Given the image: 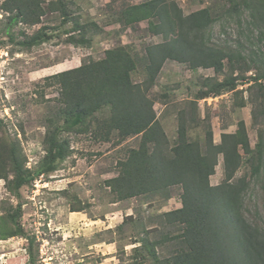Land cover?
Segmentation results:
<instances>
[{
  "label": "rangeland",
  "instance_id": "1",
  "mask_svg": "<svg viewBox=\"0 0 264 264\" xmlns=\"http://www.w3.org/2000/svg\"><path fill=\"white\" fill-rule=\"evenodd\" d=\"M3 0H0V3ZM145 0H68L71 13L84 20H96L104 32L94 37L90 47L66 42L71 23H64L58 10H47L42 23L19 24L16 40L45 29L50 39L25 48L16 41L0 43V137L12 138L21 144L26 167L35 168L45 155V135L52 118L60 108V86L48 80L63 70L77 67L91 58L104 57L105 51L119 42L130 46L139 60L133 79H145L143 60L150 43L161 42V35L148 31V21L126 27L117 21L120 10ZM186 14L209 7L217 21L210 29L212 45L233 51L221 73L213 68H191L187 63L167 60L150 91L156 101L155 110L168 134L171 145L178 136L179 111L184 109L190 124L192 140L205 142L208 123L214 140L221 142L223 132H234L244 119L252 147L261 141L264 129L263 98L254 76L264 59L262 28L253 22L247 9L238 14L228 12V0H176ZM7 12L0 10V32L7 21ZM240 52V54H237ZM234 63V64H233ZM250 68V69H247ZM238 76L237 89L221 95L198 99L208 78L224 80ZM247 79H244L246 78ZM249 78V79H248ZM246 102L243 106L239 104ZM209 119V120H208ZM72 152L53 173L41 175L13 195L0 179V221L12 207L21 205L24 234L0 240V264H148L144 256L136 258L140 239L157 240L161 257L175 251L177 226L165 224L161 214L181 207V185L164 193L146 194L119 200L106 180L119 173L118 161L129 148L137 147L140 136L119 141L96 139L91 132L69 133ZM236 177L246 176L250 187L245 193L244 215L264 230V164L255 171L248 156ZM224 160L219 155L212 184L223 181ZM167 194V193H166ZM73 207L81 211H73ZM11 226V225H9ZM30 248L34 261L30 258ZM137 250V251H136ZM145 253V252H144Z\"/></svg>",
  "mask_w": 264,
  "mask_h": 264
},
{
  "label": "trees",
  "instance_id": "2",
  "mask_svg": "<svg viewBox=\"0 0 264 264\" xmlns=\"http://www.w3.org/2000/svg\"><path fill=\"white\" fill-rule=\"evenodd\" d=\"M228 1L231 4L228 12L238 14L243 9L250 12L253 22L262 28V39L264 0ZM0 10L8 13L0 43L16 41L31 48L50 39L41 28L31 35L23 32L22 40H16L14 32L19 24L42 23L47 10L60 11L63 22L71 23L66 42L74 46L90 47L94 37L104 32L96 20L73 15L68 0H3ZM144 20L148 21L149 32L163 37L161 42L146 47L145 79L134 81L139 60L130 46L122 42L107 49L100 59L91 58L48 76V80L60 86V108L48 125L46 153L35 168H28L21 144L0 137V179L5 180L7 190L19 196L22 187L43 174L53 173L70 156L69 133L91 132L94 138L104 141L140 136L138 146L129 148L118 161L119 173L106 180L107 186L117 199L125 200L148 193H164L168 198L170 187L181 185L182 205L161 214L165 224L179 227L174 236L175 251L161 257L158 241L142 237L136 249L145 253H136V258L144 256L148 264H264V230L251 223L243 211L250 182L246 176L236 177L244 162L243 153L255 171L260 172L263 167L264 129L261 141L254 148L244 119L237 122L234 132H223L220 143L215 142L209 122L205 142L201 143L190 138L187 111L182 109L178 136L171 145L157 116L156 101L149 94L167 60L187 63L193 69L213 68L217 73L224 70L226 59L232 64L234 52L210 42L209 32L217 17L209 7L186 14L176 0L130 3L117 16V21L126 27ZM238 79L234 74L222 81L208 78L207 87L191 102L193 108H197L199 98L241 92L237 89ZM250 79L259 86L264 102V59ZM262 111L264 116V103ZM219 155H223L225 177L222 182L212 184ZM81 210L73 207V211ZM22 216L18 205L1 217L0 240L24 234ZM30 258L34 261L31 248Z\"/></svg>",
  "mask_w": 264,
  "mask_h": 264
}]
</instances>
